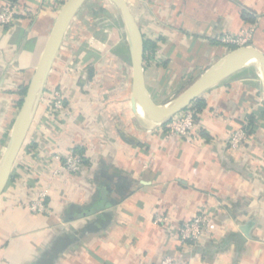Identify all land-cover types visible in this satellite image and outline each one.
Instances as JSON below:
<instances>
[{
  "label": "crops",
  "instance_id": "obj_1",
  "mask_svg": "<svg viewBox=\"0 0 264 264\" xmlns=\"http://www.w3.org/2000/svg\"><path fill=\"white\" fill-rule=\"evenodd\" d=\"M127 2L155 45L145 82L157 105L233 50L221 42L225 34L252 30L250 46L264 54V0ZM17 3L29 12L0 27V159L19 90L29 85L62 8L45 0ZM257 69H242L202 94L199 138L168 141L134 113L131 49L117 7L87 0L0 197V264H159L166 256L191 264H264V85ZM56 90L70 112L58 125L48 105ZM245 124L248 144L230 150V134ZM71 150L84 156L80 173L54 176L43 168L59 165ZM27 184L48 189L49 213L23 205ZM202 211L215 215L213 232L196 245L181 242L178 228ZM156 213L170 223L155 224Z\"/></svg>",
  "mask_w": 264,
  "mask_h": 264
},
{
  "label": "water",
  "instance_id": "obj_2",
  "mask_svg": "<svg viewBox=\"0 0 264 264\" xmlns=\"http://www.w3.org/2000/svg\"><path fill=\"white\" fill-rule=\"evenodd\" d=\"M87 0H68L62 6L50 36L27 87L19 108L6 149L0 159V197L13 176L16 161L25 145L37 108L40 104L50 72L62 47L66 34L78 12ZM117 7L128 35L133 69L132 104L135 115L145 125L158 127L187 109L207 90L234 73L257 67L264 85V54L253 46L233 49L222 60L208 69L189 88L175 99L163 104L153 103L145 82V38L127 0H110ZM248 229H242L246 237Z\"/></svg>",
  "mask_w": 264,
  "mask_h": 264
},
{
  "label": "built area",
  "instance_id": "obj_3",
  "mask_svg": "<svg viewBox=\"0 0 264 264\" xmlns=\"http://www.w3.org/2000/svg\"><path fill=\"white\" fill-rule=\"evenodd\" d=\"M68 0H45L47 5L52 7H62ZM19 3H9L0 5V27L13 25L20 14L28 13ZM252 30H243L238 34H225L221 37V42L235 48L250 46ZM49 111L55 118L58 125L70 116L67 107V99L65 94L56 90L48 101ZM158 130L164 135L168 141L186 140L194 142L201 136L202 128L200 126L199 116L194 110H184L169 121L159 125ZM251 134L247 124L239 127L232 132L228 138L227 146L232 151L242 149L250 140ZM38 151V150H36ZM84 156L76 150H71L57 166H52L48 162H43V168H48L54 176L65 174H77L84 168ZM27 196L23 205L33 213H49L50 206L48 203V189L37 188L35 185L27 184ZM154 223L159 226H167L170 223L169 216L156 213ZM215 215L210 212L202 211L195 215L191 220L183 223L177 230V236L183 243L198 244L207 235H210L215 228ZM159 264H191L190 262L166 256Z\"/></svg>",
  "mask_w": 264,
  "mask_h": 264
},
{
  "label": "trees",
  "instance_id": "obj_4",
  "mask_svg": "<svg viewBox=\"0 0 264 264\" xmlns=\"http://www.w3.org/2000/svg\"><path fill=\"white\" fill-rule=\"evenodd\" d=\"M19 0H10V2L12 3H17ZM243 18L248 21V22H254L255 19L254 18H251L250 15H247L246 13L243 14ZM151 48H155V45L152 44L149 40H145V62L147 60V55H148V52H149V49ZM232 49H236L235 47H232ZM27 87H28V84L22 86L19 90V94H20V99L18 100L17 102V106L18 108H20L21 104H22V101H23V98L26 94V91H27ZM206 107V102L202 99V98H198L197 100H195L187 109L185 110H194L195 113L199 116V114L204 110V108ZM262 115L264 117V110L262 112ZM253 124V117L251 118V123L250 125ZM249 133L251 134V129H249ZM76 152H78V150H76ZM80 153V152H79ZM81 154V153H80ZM15 178V176H14Z\"/></svg>",
  "mask_w": 264,
  "mask_h": 264
},
{
  "label": "rangeland",
  "instance_id": "obj_5",
  "mask_svg": "<svg viewBox=\"0 0 264 264\" xmlns=\"http://www.w3.org/2000/svg\"><path fill=\"white\" fill-rule=\"evenodd\" d=\"M257 70H259V69H257ZM258 72H260V71H258Z\"/></svg>",
  "mask_w": 264,
  "mask_h": 264
}]
</instances>
